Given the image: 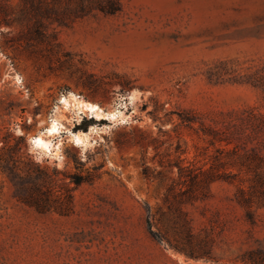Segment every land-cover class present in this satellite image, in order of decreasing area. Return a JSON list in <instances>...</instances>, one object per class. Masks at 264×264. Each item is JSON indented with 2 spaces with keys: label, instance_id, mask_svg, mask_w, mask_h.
I'll return each instance as SVG.
<instances>
[{
  "label": "rangeland",
  "instance_id": "374dc122",
  "mask_svg": "<svg viewBox=\"0 0 264 264\" xmlns=\"http://www.w3.org/2000/svg\"><path fill=\"white\" fill-rule=\"evenodd\" d=\"M35 6L0 0V155L20 143L73 210L42 213L1 175L0 264H264V0H120L62 25Z\"/></svg>",
  "mask_w": 264,
  "mask_h": 264
},
{
  "label": "trees",
  "instance_id": "16d2710c",
  "mask_svg": "<svg viewBox=\"0 0 264 264\" xmlns=\"http://www.w3.org/2000/svg\"><path fill=\"white\" fill-rule=\"evenodd\" d=\"M22 2L25 10L34 11L37 9L35 0H22ZM38 4L41 19L59 25L85 16L94 10L108 14H114L120 10V0H38ZM45 30H42L41 35L44 41L51 45L52 42ZM53 38L56 40L55 34ZM91 121L86 123L90 124ZM252 129L254 133L252 140L253 143H256L253 150L258 155L264 152V139H262L264 137V118H262V126L254 123ZM239 141H245V139ZM247 143L243 142L244 145ZM19 145L20 143L11 148L7 147L6 143L4 144L3 150L6 149V153L0 155V176L5 175L13 183L19 200L35 207L38 211L44 213L56 210L64 215L71 213L74 189L64 186L61 189L63 193L54 199L53 191L57 185V174L50 175L39 165L27 159L23 160V157L18 154ZM86 181H88L87 178L74 176L71 183L78 187Z\"/></svg>",
  "mask_w": 264,
  "mask_h": 264
},
{
  "label": "bare ground",
  "instance_id": "6f19581e",
  "mask_svg": "<svg viewBox=\"0 0 264 264\" xmlns=\"http://www.w3.org/2000/svg\"><path fill=\"white\" fill-rule=\"evenodd\" d=\"M61 101L65 109L74 107L83 113H90L92 117L96 119L114 120L118 115L117 111L104 113L98 105L82 100L74 94H72L70 97H62ZM64 128V125L58 119H54L45 134L38 135L33 138V144L39 149L48 151L52 146L51 138L60 135ZM72 136L73 141L77 146H83L86 144V140L89 135L87 133H73Z\"/></svg>",
  "mask_w": 264,
  "mask_h": 264
}]
</instances>
